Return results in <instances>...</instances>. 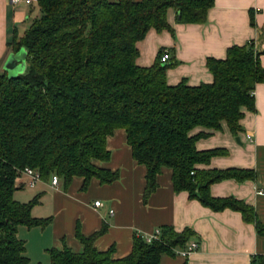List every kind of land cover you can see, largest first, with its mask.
I'll use <instances>...</instances> for the list:
<instances>
[{
	"label": "trees",
	"instance_id": "trees-1",
	"mask_svg": "<svg viewBox=\"0 0 264 264\" xmlns=\"http://www.w3.org/2000/svg\"><path fill=\"white\" fill-rule=\"evenodd\" d=\"M34 1L40 17L13 40L15 51L27 50V69L17 77L0 71V264H28L18 227H44L51 220L31 214L39 194L29 202L14 199V191L25 186L23 170H36L42 180L57 175L65 184L82 177L83 189L92 178L111 183L118 172L96 162L108 161L107 137L118 128L125 130L133 158L146 167L144 199L158 186L162 169L170 168L175 191H187L216 211H239L264 234L253 206L209 191L216 181L254 178L253 171L198 169V163L226 150H197L196 140L207 133H191L196 127L219 130L225 123L238 135L243 109L254 110L255 86L264 82V50L253 40L232 45L224 58H207L212 82L169 85L163 49L150 66H140L137 42L152 28L172 32L169 8L176 10L177 22H205L214 0ZM105 230L103 225L83 236L77 229L82 251L49 248V264H160L163 253L176 255L192 235L164 226L149 242L135 237L131 252L114 258L112 248L94 244Z\"/></svg>",
	"mask_w": 264,
	"mask_h": 264
},
{
	"label": "crops",
	"instance_id": "crops-1",
	"mask_svg": "<svg viewBox=\"0 0 264 264\" xmlns=\"http://www.w3.org/2000/svg\"><path fill=\"white\" fill-rule=\"evenodd\" d=\"M33 2L14 5L9 0H0V71L4 73L5 60L11 52H16L13 40L21 37L30 25ZM166 19L172 32L148 30L137 42L136 63L150 66L158 58L160 49L167 50L170 58L165 63L170 65L166 69V81L169 85L181 81L188 85L212 82L207 58H224L232 45L253 40L258 49L264 50V0H214L203 23L177 22L174 8L167 10ZM260 62L264 67V52ZM254 106V110L243 109L242 130L237 136L225 123L219 130L196 127L191 133H207L196 140L197 150H226L212 156L207 163H198V169L253 171L254 178L216 181L210 184L209 191L214 197L233 196L244 200L253 206L264 225V82L255 86ZM247 134L251 135V140ZM106 147L110 152L108 161L96 163L117 171L115 181L101 183L92 178L83 189V178L78 176L68 184L60 178L56 185L51 179L40 180V200L32 207L31 214L51 220L44 227L21 225L18 233L26 227V233L37 238V247L42 253L49 257V248L64 246L81 252L83 244L76 237V230L83 236H90L105 225L106 230L94 244L99 250L112 248L113 257L121 258L131 252L135 237H146L156 229L170 226L177 232L191 230L186 244L197 241L199 246L187 256L163 253L160 264H250L258 257L264 264V234L258 233L253 223L246 222L239 211L230 208L216 211L190 198L187 191H175L172 169L166 167L157 176L156 189L144 199L146 167L133 158L125 130L115 129L107 137ZM22 180L25 181L24 177ZM16 191L13 196L19 200L15 198ZM42 199L48 203L47 211L41 209ZM96 200L101 202L100 206H94ZM25 240L28 247V239ZM46 263L49 264V258L47 262L38 261V264Z\"/></svg>",
	"mask_w": 264,
	"mask_h": 264
},
{
	"label": "rangeland",
	"instance_id": "rangeland-1",
	"mask_svg": "<svg viewBox=\"0 0 264 264\" xmlns=\"http://www.w3.org/2000/svg\"><path fill=\"white\" fill-rule=\"evenodd\" d=\"M32 9H33V14L30 18V20L28 21V24L35 19V18H39L41 15V11L37 5L36 2L32 3ZM13 50L17 47L14 43H13ZM39 182V183H38ZM36 183V185L34 187H29V186H24L21 189H17V191L15 192V198H19L18 201L20 202H29L30 200L33 199L34 196L38 195L39 192H41L40 190H38L40 185V181H38ZM41 202H43V199L41 200ZM48 206L47 202H43L41 205V209H43V211L46 210ZM40 207V206H39ZM47 211V210H46ZM47 215V214H45ZM49 215V214H48ZM27 228L23 227V229H20V232L17 233L18 237L23 239L25 241V245H26V240L28 239V247L26 246V255L29 257V262L28 264H38V261H44L47 262V259L49 258L48 255L45 253H42V251H40L38 249V241L37 238H35V236L29 235V233L27 232ZM47 264V263H46Z\"/></svg>",
	"mask_w": 264,
	"mask_h": 264
},
{
	"label": "built area",
	"instance_id": "built-area-1",
	"mask_svg": "<svg viewBox=\"0 0 264 264\" xmlns=\"http://www.w3.org/2000/svg\"><path fill=\"white\" fill-rule=\"evenodd\" d=\"M11 4H19L21 2L23 3H26V4H30L32 0H9ZM170 58V55H169V52L167 50H163V52L161 53V56H160V60L162 62H167ZM247 138L249 140H251V135L250 134H247ZM23 176L22 178L24 177L25 181H24V185L25 186H29V187H34L36 185V183L38 181L41 180V177H40V174L30 168V167H26L23 172H22ZM58 182V176L57 175H53L51 177V183L53 185H56ZM262 191L259 190L258 191V194H261ZM101 205V202L100 201H95L94 202V206H100ZM159 235V229H156L152 234L148 235L145 237L146 241H150L151 239L153 238H156L157 236ZM199 246V243L197 241H191L189 242L184 248L180 249L179 251H177L178 254H181L183 256H187L189 255L192 251L196 250Z\"/></svg>",
	"mask_w": 264,
	"mask_h": 264
},
{
	"label": "water",
	"instance_id": "water-1",
	"mask_svg": "<svg viewBox=\"0 0 264 264\" xmlns=\"http://www.w3.org/2000/svg\"><path fill=\"white\" fill-rule=\"evenodd\" d=\"M27 50L21 47L16 52H11L3 64V70L8 77H17L27 69ZM237 140H239L237 138Z\"/></svg>",
	"mask_w": 264,
	"mask_h": 264
}]
</instances>
